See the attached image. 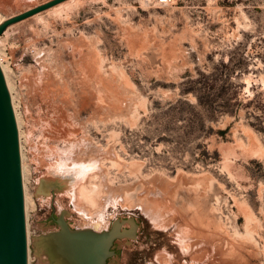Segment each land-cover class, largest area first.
Segmentation results:
<instances>
[{"label": "rangeland", "instance_id": "374dc122", "mask_svg": "<svg viewBox=\"0 0 264 264\" xmlns=\"http://www.w3.org/2000/svg\"><path fill=\"white\" fill-rule=\"evenodd\" d=\"M49 1L0 0V13ZM60 7L0 39L30 264H52L41 240L60 220L119 225L106 264H264V0ZM196 80L202 105L183 92ZM95 186L98 208L79 199Z\"/></svg>", "mask_w": 264, "mask_h": 264}, {"label": "water", "instance_id": "95a60500", "mask_svg": "<svg viewBox=\"0 0 264 264\" xmlns=\"http://www.w3.org/2000/svg\"><path fill=\"white\" fill-rule=\"evenodd\" d=\"M68 0H51L0 24V37L20 23ZM61 231L42 237L54 242L59 264H106L114 242L124 235L110 231L71 230L60 220ZM0 264H29L25 188L18 122L8 83L0 64Z\"/></svg>", "mask_w": 264, "mask_h": 264}, {"label": "bare ground", "instance_id": "6f19581e", "mask_svg": "<svg viewBox=\"0 0 264 264\" xmlns=\"http://www.w3.org/2000/svg\"><path fill=\"white\" fill-rule=\"evenodd\" d=\"M72 2V1H75V0H68V1H66V2H63V3H61V4H59V5H57V6H55V7H53V8H51V9H54V10H56L58 7H60V6H64L65 5V3H68V2ZM78 2V1H77ZM80 5V4H79ZM56 8V9H55ZM61 8V7H60ZM50 10V9H49ZM48 11V10H47ZM36 16V15H35ZM5 20H7L5 17H3L2 15H1V13H0V24H2ZM13 27V26H12ZM11 28V27H10ZM9 29V28H8ZM8 29L6 30V32L4 33L5 34V36H6V33H8L7 31H8ZM12 29V28H11ZM3 38V37H2ZM1 37H0V39H2ZM1 42V41H0ZM0 64H1V66H2V69H3V71H4V74H5V77H6V80H7V83H8V87H9V90H10V93H11V96H12V89H11V86H10V83H9V81H8V76H7V73H6V68L4 67V65H3V63H2V59H1V57H0ZM12 101H13V106H14V110H15V114H16V118H17V122H18V128H19V135H20V148H21V158H22V172H23V179H25L26 180V172H25V167H24V155H23V152H22V146H23V144H22V133H21V127H20V121H19V118H18V113H17V108H16V106H15V103H14V98H13V96H12ZM24 187H25V184H24ZM87 188V187H86ZM85 187H82L81 188V192H80V197H79V199L81 200L82 199V201H81V203L82 202H88L90 205L89 206H92V207H97L98 208V206H96V201L94 200V198L97 196H94L95 194H98V190L100 189H98V187L97 186H95V187H91V189H89V188H87L86 189ZM80 190V189H79ZM108 191V190H107ZM107 191H105V190H103V194L105 193V194H108L107 193ZM123 191V190H122ZM79 192H78V194H79ZM102 192V190L100 191V193ZM99 193V194H100ZM123 193V192H122ZM84 198V199H83ZM127 198V197H126ZM85 200V201H84ZM132 201V200H131ZM130 203V202H129ZM25 204H26V222H27V235H28V245H29V231H28V221H27V219H28V214H27V200H26V195H25ZM131 205H132V202H131ZM93 209V208H92ZM91 209V210H92ZM96 209V208H95ZM94 209V210H95ZM156 215V214H155ZM42 242H44V246H46V253H42L44 256H45V258H49V256L51 257V258H49L50 259V262H52V264L54 263V264H59V262H56L55 261V259H58V258H53L52 257V252L54 251V242L52 241V240H49V241H42ZM48 254H49V256H48ZM52 259V260H51ZM31 263V255H30V248H29V264Z\"/></svg>", "mask_w": 264, "mask_h": 264}, {"label": "trees", "instance_id": "16d2710c", "mask_svg": "<svg viewBox=\"0 0 264 264\" xmlns=\"http://www.w3.org/2000/svg\"><path fill=\"white\" fill-rule=\"evenodd\" d=\"M201 83H202V81H199V80L193 81V82H191L192 87L183 91L186 94L187 93L196 94V96L198 98V103L200 105L203 104V98L199 95V92L202 91V89H204V84H203V87H201V88H196V87H197V85H200Z\"/></svg>", "mask_w": 264, "mask_h": 264}, {"label": "built area", "instance_id": "2783aa9c", "mask_svg": "<svg viewBox=\"0 0 264 264\" xmlns=\"http://www.w3.org/2000/svg\"><path fill=\"white\" fill-rule=\"evenodd\" d=\"M171 0H157V3L160 5H168Z\"/></svg>", "mask_w": 264, "mask_h": 264}]
</instances>
